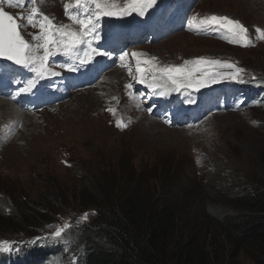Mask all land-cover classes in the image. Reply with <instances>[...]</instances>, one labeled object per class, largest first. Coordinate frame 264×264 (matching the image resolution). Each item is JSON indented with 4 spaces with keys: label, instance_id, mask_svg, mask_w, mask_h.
I'll list each match as a JSON object with an SVG mask.
<instances>
[{
    "label": "rangeland",
    "instance_id": "obj_1",
    "mask_svg": "<svg viewBox=\"0 0 264 264\" xmlns=\"http://www.w3.org/2000/svg\"><path fill=\"white\" fill-rule=\"evenodd\" d=\"M49 2L43 8L45 14L54 21L70 22L61 14L64 3L69 0ZM5 10L17 16L21 11L9 8L7 3ZM196 11L201 15H226L239 20L253 37L255 28L264 29V0H202L196 5ZM35 31L27 28L24 32L31 37L29 33ZM141 48L166 65L206 57L244 69L245 82H252V77L264 81V41L254 39V46L234 47L210 38L179 33ZM54 59L63 62L65 58ZM96 60L102 62L103 58L96 57ZM132 63L134 69V61ZM92 65L95 62L78 72L57 68L60 76L40 81L34 94L23 95L16 102L8 97L19 85L10 82L6 70L0 76V82L6 79L4 83L8 84L7 90L0 94V207L4 210L0 212V218L4 219L0 221V241H10L13 245L33 242L42 235H51L50 228L63 227L65 223L79 229L96 225L97 215L93 209L75 213L74 203L57 201L58 206L49 211L47 201L57 199V194L71 196L84 189L85 184H98L103 188L105 177L114 176L111 183L115 187L119 186L116 178L123 176L129 181H139L145 201L159 189V185L154 184L155 190L150 193L146 177H154L171 164H177L188 179H197L222 191V195L214 199L216 203L227 202L228 198L222 197L225 193L240 194L256 187L264 188V101L247 100L241 111H214L192 127L181 123H176L174 128L165 127L159 118L148 116L128 98L125 78L129 75L125 68L111 67L110 78L92 82L88 77ZM9 72H14L21 80L31 76L19 67ZM243 83L225 80L216 86L221 89L225 85L239 87ZM64 93L73 95L58 105V98ZM113 97H118L119 102ZM110 107L116 109V115L107 111ZM179 114L185 116L186 111L181 109ZM120 118L128 125L123 130L116 127ZM6 126L11 128L7 135ZM199 202L196 193L191 192L176 203L179 231L185 229L187 222L195 220ZM222 212L219 204H211L212 218ZM83 214H88V219L77 224ZM12 215L15 220L9 222L8 217ZM44 215L52 220L46 222ZM197 219L201 225L203 217ZM32 230L37 234L28 235ZM71 240L69 250L61 253L65 264H77L75 253L80 245L79 236ZM231 260L226 257L224 264ZM243 264L252 263L245 259Z\"/></svg>",
    "mask_w": 264,
    "mask_h": 264
},
{
    "label": "trees",
    "instance_id": "obj_2",
    "mask_svg": "<svg viewBox=\"0 0 264 264\" xmlns=\"http://www.w3.org/2000/svg\"><path fill=\"white\" fill-rule=\"evenodd\" d=\"M112 178L115 177H105L103 188L85 184L84 189L71 196L57 194V199L47 201L49 211L58 202L71 201L75 213L89 209L96 212V225L74 227L71 231V239L79 236L80 245L75 253L78 264H224L226 257L232 259L229 264H243L245 259L252 264H264L262 186L240 194L225 193L222 197H227V202L216 203L214 199L222 191L197 179H188L177 164H171L154 177H146L150 193L155 190L154 184L159 189L145 201L139 181H129L123 176L116 178L119 186L115 187ZM191 192L200 199L199 212L195 220L187 222L189 227L186 224L179 231L180 215L175 205ZM211 204H219L223 210L219 217L212 218ZM0 212H4L1 207ZM43 217L46 222L52 220ZM197 217H203L201 225ZM8 218L9 222L15 220L14 215ZM33 231L28 235L37 234ZM62 248L61 244L45 241L43 247L37 243L32 251L44 254L53 264H63Z\"/></svg>",
    "mask_w": 264,
    "mask_h": 264
},
{
    "label": "snow or ice",
    "instance_id": "obj_3",
    "mask_svg": "<svg viewBox=\"0 0 264 264\" xmlns=\"http://www.w3.org/2000/svg\"><path fill=\"white\" fill-rule=\"evenodd\" d=\"M5 3L9 8L21 10L20 14L17 16L6 11ZM45 3L46 0H0V59L9 61L31 74L30 78L21 80L14 72L9 73L10 82L19 85L8 97L14 102L23 95L34 94L33 90L40 81L60 76L61 72L55 70L57 68L78 72L82 67L94 62L99 66L101 62L97 61L96 57L119 60L120 66L127 70L136 83L150 90L153 96L164 98L172 93L199 91L225 80L245 82L242 76L245 70L227 61L199 58L185 61L179 66L162 65L156 57H146V54L140 52L129 53L121 50L117 57H113V50L119 44L118 39L109 42L111 50H107L103 45L97 46L102 39L104 18H123L133 14L145 17L157 4V0H69L63 5L64 15L70 21L67 24H57L54 18L45 14L42 10ZM27 28L36 30L29 33L31 42L25 39L23 34ZM188 28L197 34L218 32L228 43L241 47L254 46V39L264 41V29L255 28L253 37L243 23L228 16H192L188 20ZM57 56L64 57V61L57 62L54 59ZM221 69L234 71L224 72ZM99 70L102 71L103 68L100 67ZM252 79L255 80V77ZM125 88L128 98L139 107L143 98L138 90H133L132 83L125 84ZM112 99L119 102L118 97ZM107 111L116 115L115 108L110 107ZM147 111L151 113L152 108L149 107ZM164 123L171 125L172 121L165 119ZM127 126L123 118L116 122V127L122 130ZM10 131L11 128L6 126L5 134ZM87 219L88 214H83L76 223ZM73 227L69 223H65L63 227L54 226L50 228L51 235L37 237L33 243L53 240L62 243V251H67L73 243L69 239ZM12 251H18L13 242L0 241V253Z\"/></svg>",
    "mask_w": 264,
    "mask_h": 264
},
{
    "label": "bare ground",
    "instance_id": "obj_4",
    "mask_svg": "<svg viewBox=\"0 0 264 264\" xmlns=\"http://www.w3.org/2000/svg\"><path fill=\"white\" fill-rule=\"evenodd\" d=\"M111 48V47H110ZM123 48H125V47H123V46H115V49L113 50V51H119V49H123ZM111 50V49H110ZM116 73V75H122V73H120V72H115ZM111 76L109 75L107 78H110ZM52 106V105H51ZM223 123V122H222ZM225 124V123H224ZM229 124V123H228Z\"/></svg>",
    "mask_w": 264,
    "mask_h": 264
},
{
    "label": "water",
    "instance_id": "obj_5",
    "mask_svg": "<svg viewBox=\"0 0 264 264\" xmlns=\"http://www.w3.org/2000/svg\"><path fill=\"white\" fill-rule=\"evenodd\" d=\"M2 60V59H1ZM9 62V61H8Z\"/></svg>",
    "mask_w": 264,
    "mask_h": 264
}]
</instances>
